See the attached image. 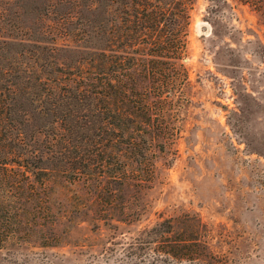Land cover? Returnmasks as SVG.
Listing matches in <instances>:
<instances>
[{"label":"rangeland","instance_id":"obj_1","mask_svg":"<svg viewBox=\"0 0 264 264\" xmlns=\"http://www.w3.org/2000/svg\"><path fill=\"white\" fill-rule=\"evenodd\" d=\"M138 1L0 0L13 118L0 264H264V0H191L188 17L184 0H151L165 9L157 27ZM170 29L176 58L155 43ZM185 214L211 256L161 250L163 222L178 230ZM150 227L154 249L137 248Z\"/></svg>","mask_w":264,"mask_h":264},{"label":"trees","instance_id":"obj_2","mask_svg":"<svg viewBox=\"0 0 264 264\" xmlns=\"http://www.w3.org/2000/svg\"><path fill=\"white\" fill-rule=\"evenodd\" d=\"M243 2H251L256 5V7L260 6V3L262 0H241ZM138 5L139 9H141L142 12H148V14H145L146 17H144L143 21L146 23H150L152 26H159L160 21L162 17L164 16L165 9H163L158 4L152 2L151 0H142L141 2L138 1L136 3ZM183 5V15L188 17V11L191 7V0H184L182 1ZM137 7V6H135ZM136 12H139L135 8ZM145 27L149 24H144ZM155 43L158 47H160V51L163 53H174V50H181L184 46V42H182V39L180 40V36H178L174 30L170 29L169 31L164 30L162 32H157L155 37ZM161 55H164V54ZM167 54V55H168ZM173 58H176L174 54H171ZM159 73V72H158ZM161 74V73H160ZM106 82H98L96 79L92 81L91 85V91L96 94L98 100L100 102H105L107 98L106 91L104 90V87ZM111 87H113V94L116 95L118 92V86L109 84ZM103 88V89H102ZM142 106L140 108V112L142 116L150 118L151 111L149 106L147 105V100H143ZM147 105V106H146ZM16 119V118H15ZM13 118L11 117V112L9 105L5 102L4 97L0 94V135L5 137L7 133H9V126L12 125ZM15 125V124H13ZM138 132L140 130L144 133H148L147 129L142 126L137 128ZM150 139L152 138L153 134L150 133L149 135ZM142 139H146L144 135L141 136ZM3 143V142H2ZM4 144V143H3ZM2 145H0V165L3 163H6V160H9L6 158V153H12V150H4ZM1 173V172H0ZM2 176V174H0ZM120 209V208H119ZM121 211L124 213V215H129L132 212H129L127 210H124V208L121 209ZM114 215V210L112 206L103 208L102 212L99 214L100 219H112ZM185 222L182 227H180L178 230H175L173 228V225L171 224V221H164L165 227L162 229L161 237L165 241L164 247L161 249L168 257L174 258L176 260H196L202 257V255L211 256L213 253V249L209 245V243L206 240H203L200 238V229L199 224L201 223L199 220H196L198 218H195V216L192 218L189 216V214H185ZM5 227V226H4ZM153 227H150L149 229L143 228L140 230V236L137 237L138 243L137 248L139 249H149L152 250V242L156 240L153 235ZM155 232V231H154ZM15 233V232H13ZM6 234V233H5ZM1 239V237H0ZM154 249V248H153ZM205 251L208 252L204 253Z\"/></svg>","mask_w":264,"mask_h":264}]
</instances>
